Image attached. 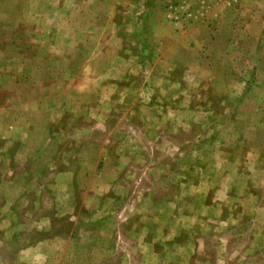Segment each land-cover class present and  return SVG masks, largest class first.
<instances>
[{"label":"rangeland","instance_id":"obj_1","mask_svg":"<svg viewBox=\"0 0 264 264\" xmlns=\"http://www.w3.org/2000/svg\"><path fill=\"white\" fill-rule=\"evenodd\" d=\"M0 264H264V0H0Z\"/></svg>","mask_w":264,"mask_h":264}]
</instances>
